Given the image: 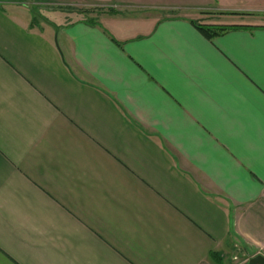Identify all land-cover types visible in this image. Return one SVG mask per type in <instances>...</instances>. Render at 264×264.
I'll list each match as a JSON object with an SVG mask.
<instances>
[{"label":"crops","instance_id":"0c3cea01","mask_svg":"<svg viewBox=\"0 0 264 264\" xmlns=\"http://www.w3.org/2000/svg\"><path fill=\"white\" fill-rule=\"evenodd\" d=\"M47 1L103 10L0 0V264L264 256V0Z\"/></svg>","mask_w":264,"mask_h":264},{"label":"rangeland","instance_id":"374dc122","mask_svg":"<svg viewBox=\"0 0 264 264\" xmlns=\"http://www.w3.org/2000/svg\"><path fill=\"white\" fill-rule=\"evenodd\" d=\"M22 1L25 2V4H27V6L30 7V9L33 11V20H34L33 22H35L36 26H38L39 28L44 23H51L52 25H56L57 22L55 21L50 22V20H53V19L62 20L63 19L62 13H65L66 11L71 12V11H76V10L78 11L82 10V11H86L87 13H89L88 15H85L86 18H90V17L97 18L99 17L97 16L98 12L96 13L95 11L103 10V9H98L97 7L84 5L83 3H76V2H71V1H65V3H63L64 5H61L58 2H54V1L51 2L47 0H36V1L22 0ZM70 15L71 16H67L68 19L78 18V17L81 18L83 16V15L82 16L75 15L74 12L73 14L71 13ZM131 17L136 18V19L141 18V16L138 14L131 15ZM209 19L210 18L208 17V15L202 18V20H205V21ZM252 257L253 256L251 255H243L242 253H239V252L238 253L233 252L229 257V260H230L229 264H248V260Z\"/></svg>","mask_w":264,"mask_h":264},{"label":"trees","instance_id":"16d2710c","mask_svg":"<svg viewBox=\"0 0 264 264\" xmlns=\"http://www.w3.org/2000/svg\"><path fill=\"white\" fill-rule=\"evenodd\" d=\"M75 15H78V16H84L87 14L86 11H82V10H76V11H73ZM86 14H85V13ZM207 13H203V15H206ZM219 15H226V16H229V15H232V14H229V13H220ZM82 16V17H83ZM205 21V20H204ZM203 21V22H204ZM202 22V21H201ZM33 25H35L36 23L33 22L32 23ZM197 27L199 28L200 31H202L203 34H205V36L210 39V40H213L217 37H220L222 35H224L226 32L230 31V30H234L236 28H239L237 26H226V25H206V24H201V23H196Z\"/></svg>","mask_w":264,"mask_h":264},{"label":"water","instance_id":"95a60500","mask_svg":"<svg viewBox=\"0 0 264 264\" xmlns=\"http://www.w3.org/2000/svg\"><path fill=\"white\" fill-rule=\"evenodd\" d=\"M248 264H264V256L258 255V256L252 257L248 261Z\"/></svg>","mask_w":264,"mask_h":264}]
</instances>
